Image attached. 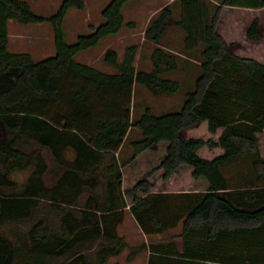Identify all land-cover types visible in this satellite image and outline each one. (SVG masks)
<instances>
[{"label":"trees","instance_id":"16d2710c","mask_svg":"<svg viewBox=\"0 0 264 264\" xmlns=\"http://www.w3.org/2000/svg\"><path fill=\"white\" fill-rule=\"evenodd\" d=\"M128 1L111 0L102 10L104 21L70 43L67 15L73 7L84 9L85 0H63L50 15L36 13L28 0H0V264H110L111 256L130 247L119 233L127 207L147 234L183 225L169 241L131 246L128 261L149 250V264H264L258 136L264 131V63L233 53L217 30L225 6L262 8L264 0H222L215 10L206 0H174L181 4L177 25L186 32L185 49L203 45L202 71L180 110L155 114L147 106L137 118V83L155 95L181 89V80L165 76L178 68L177 53L157 46L150 71L135 64L138 44L129 45L122 59L114 47L105 51L103 59L115 72L76 59L125 26H136L126 22ZM173 13L165 6L145 37L161 42ZM11 19L49 22L55 55L36 61L29 51H11ZM248 35L262 36L258 19ZM134 128L142 135L121 160L117 155ZM36 146L64 171L52 168L59 175L53 187L46 182L45 154ZM68 148L75 151L73 160L66 158ZM242 158L255 175L250 184L235 185L231 177L243 173L237 168L229 175L228 167ZM142 161L147 172L126 178V169ZM29 168L24 183L13 178ZM188 168L186 187L153 191L156 172L162 170L166 180Z\"/></svg>","mask_w":264,"mask_h":264},{"label":"rangeland","instance_id":"374dc122","mask_svg":"<svg viewBox=\"0 0 264 264\" xmlns=\"http://www.w3.org/2000/svg\"><path fill=\"white\" fill-rule=\"evenodd\" d=\"M34 9V11L38 14L42 15H50L57 11L61 2H55L54 0H28ZM86 7L84 9H78L73 7L70 10L69 17L66 21V32H67V41L73 43L77 40L78 35L80 34H89L92 31L90 25L92 22H99L101 20V7H103L104 3L107 0H85ZM222 0L212 1L209 0V3L213 10L216 8V3L221 2ZM161 0H133L126 8V15L127 19H132L133 17L138 19L139 27L134 30V33H129V28H125L121 32V37H110L104 38L100 44L96 47L90 48L88 50L81 51L78 53L76 59L79 61L86 60L92 63V66L96 67L97 69H107L108 72H115L116 69L113 66L108 65L103 60L104 49L107 48L109 45L111 47L116 48L121 54L125 52V49L131 44H138L139 51L137 54L139 67H145L149 64L150 55L153 48L151 40H148L145 37V32L142 28V23L146 21V16L143 14L142 9L143 6H154L157 5ZM106 5V4H105ZM169 5L173 7L174 13L171 18V22L168 28H170L165 38L162 39L163 41L169 43L175 42V49L178 53H183L185 56H179L181 58L180 67L173 71L172 75H177L178 77H182L181 82V89L173 94V95H155L151 93L144 85L136 84L134 87L133 92V107L132 112L135 118L139 117L145 110L147 106H150L155 114H163L167 112L178 111L182 108L184 101H185V93L189 90H193L196 86V77L194 78V72L189 73L191 67H195L196 70H199L200 73L202 71V47L193 50L187 51L183 44L179 43L180 39V30L181 28L177 25V21L181 18V4L176 1H172ZM164 8V7H163ZM163 8H160L157 14H155L152 20L161 12ZM246 8V7H245ZM244 7H236V8H228L226 14L230 20L240 19L243 17L244 14H256L255 11L251 10H258L257 8H248L245 9ZM240 10H249L247 13ZM241 12V13H240ZM260 14L262 19L264 20V7L260 8L257 12ZM103 20V17H102ZM151 20V22H152ZM150 22V23H151ZM235 24V23H234ZM150 25V24H149ZM10 46L9 49L13 52H21V51H29L33 53L34 58L36 61L45 59L49 56L55 55L56 53V46L54 41V32L52 26L49 22L44 23H21L16 19L10 20ZM235 28L237 29V35H241V32L245 28L243 24L236 23ZM169 38V39H168ZM114 40V41H113ZM110 47V46H109ZM108 47V48H109ZM107 48V49H108ZM106 49V50H107ZM166 49V48H165ZM168 52L174 53V51L166 49ZM235 51L236 48H235ZM123 56V55H122ZM189 62L193 64L189 66ZM199 66V67H198ZM189 68V69H188ZM106 72V71H105ZM189 73V74H188ZM170 77V76H168ZM142 135L139 129H132L129 132L127 137V141L122 148L121 152L118 153V157L121 160L128 159L132 154V145L131 142L136 139L140 138ZM261 140L264 147V134L261 135ZM37 150L42 151L45 155L46 162L48 164L49 170L46 172V182L50 187H53L59 180V175L52 171V168L55 166L59 169L60 173L64 172L58 164L54 161L53 156L48 153L45 149L41 148L40 146H36ZM66 158L68 160H73L75 158V151L72 148H68L66 150ZM153 166V165H152ZM143 161L134 164L133 166L129 167L125 171L126 178H133V180L138 179L139 177L143 176L147 170ZM229 175L238 172L237 168H239L243 175L236 177L233 175L231 178H236L237 181H234L235 185H247L253 179V175L255 173L250 171V164L249 160L246 158L239 159L237 164L231 165L228 167ZM51 169V170H50ZM62 171H61V170ZM31 172V168L16 172L13 175V178L18 181L20 184L24 183ZM183 172V173H182ZM181 173L182 175L189 176V173H186L183 170ZM237 174V173H234ZM188 178L185 179L188 182ZM128 184V182H127ZM130 184V183H129ZM134 225L127 223V225H123L121 227L120 235H124L129 239L128 243L130 247L124 250L125 257L130 253L131 246H138L143 243H158L163 241H169L175 236L179 235L182 231L183 225L180 223L177 227L170 229L164 233L159 234H148L144 235L140 233L138 229H136ZM128 234V236L126 235ZM141 234V235H140ZM143 234V235H142ZM142 236V237H141ZM127 255V256H128ZM124 255L120 256L119 258H125Z\"/></svg>","mask_w":264,"mask_h":264},{"label":"crops","instance_id":"0c3cea01","mask_svg":"<svg viewBox=\"0 0 264 264\" xmlns=\"http://www.w3.org/2000/svg\"><path fill=\"white\" fill-rule=\"evenodd\" d=\"M54 1L55 2H62L63 0H54ZM110 1L111 0H107L106 3H104L103 7H101V14H100L101 15V20L99 22H97V23L96 22H92L91 24H89L90 25V28H91L92 25H96L97 26V25L101 24L104 21V18L102 20V17H103L102 16V10H103V8ZM131 1H133V0H130V1H128L126 3V5L124 6L123 11H124V15L126 17V22L134 21V22H136V26L135 27L125 26L119 33L114 34V35H110V36H108L106 38L109 39L110 37H121L120 36L121 35V32L125 28H129V33H134V30L139 27V22H138V19L137 18L133 17L132 19H129V20L127 19L126 8L131 3ZM172 1H174V0H161V2H159L157 5L148 6V7L147 6H143L142 12L146 16V21L142 23V28H144L143 29L144 32L148 28V26H149V24H150L153 16L158 13V11L160 10V8H163V7L167 6V5H169ZM206 1L209 3V0H206ZM212 1H216V0H212ZM209 5H210V3H209ZM236 7L237 6H225L223 8L222 13H221L220 20H219L218 25H217V30L224 37L225 42H226L228 48L233 53H235L237 55H240V56L253 57V58H256L257 60H259V61H261V62L264 63V20L262 19V17H261L260 14H257V12L260 10V8H257L258 10H251V11H255L254 13H256V14H250V13H252V12H250L249 14L242 15L243 17H241L240 19H234V21H233V20H230L228 18L227 14H226V11H227L228 8H236ZM245 9H247V7ZM240 11H244V10H240ZM248 11L249 10H246V11H244V13H247ZM69 13H70V11H69ZM69 13L67 15V18L69 17ZM67 18H66V21H67ZM255 19H258V21H259V23L261 25L262 36L259 37V38H253V37H250L248 35V28H249L250 24ZM236 23H241L245 27L243 29V31L241 32V35H239V36L237 35V29L235 28ZM9 25H10V23H9ZM65 28H66V23H65ZM169 29L170 28H168L167 31ZM167 31H166V33H167ZM166 33H165V35H166ZM165 35H164L163 39L165 38ZM185 39H186V32L183 29H181L180 30L179 43L180 44H183L185 46ZM171 44L172 45H170L169 43H167V42H165L163 40L161 42H159V43L152 42L153 48L155 47V45H156V47L157 46H162V47H164L166 49H169V50L174 51L175 53L179 54L180 56H185V54L178 53L175 49H173V48L176 47L175 46V42H173ZM9 46H10V41H9ZM109 46L111 47V45H109ZM202 46L203 45H201L200 47H202ZM107 48L105 47L104 53H105V51H106ZM235 48H236L237 51H235ZM124 53L121 54L119 52V55H120V58L121 59L123 58ZM152 53H153V50H152ZM152 53L150 55L149 64L147 66H145V67H142L141 69H145V70H148V71H150V70L153 69ZM80 62L88 63V64L92 65L91 62L86 61V60H82ZM180 62H181V58H179V61H178V68L180 67V64H181ZM135 64H136V66L138 68H140L139 67L138 59L136 60V63ZM192 64H193L192 62H189V66H191ZM177 69H175V70H177ZM100 70L108 72L107 69L106 70L105 69H100ZM175 70H173V71H175ZM173 71L166 72L165 73V76L166 77L170 76L169 78H175V79H179V80H182L183 79L182 77H178L177 75H172L171 73ZM192 72H194V75H195L194 78L195 77L197 78L199 76V74H200V71L199 70H196L195 67H191V69L189 70V73H192ZM167 95H173V94H167ZM262 134H264V131L258 133V136H259L260 148H261L262 154L264 156V147H263V143H262V140H261V135ZM126 141H127V139H126ZM151 160L149 162H151ZM182 171H183L182 169H178L170 178H168L166 180L163 179V172H162V170L156 172L153 176L150 177V180H151V182L153 184V187H152L153 188V191L181 190L180 188L186 187V182L184 181L185 179H184V176L182 175V173H183ZM187 171H188V173H191L192 172V169L191 168H188ZM193 187H195L197 189L200 188V186H198V185H195ZM127 223H130V224L134 225L135 227H137L136 229H138L139 231H141L140 233H143L144 235H148L147 233H145L143 231L142 227L140 226V224L136 220L134 214L132 213L130 207H127L126 208V211H125V219H124V222L122 224H120V226H119V232L122 231L121 230V227L123 225H127ZM126 235L128 236L127 233H126ZM127 240L129 241V239H127ZM123 255L125 257V252H123L121 255H118V256H111L109 258L110 264L115 263V262H120L122 264H149V258H150V251L149 250H145V251L141 252L132 261H128L127 260V255L128 254L126 255L125 258H119L120 256H123Z\"/></svg>","mask_w":264,"mask_h":264}]
</instances>
